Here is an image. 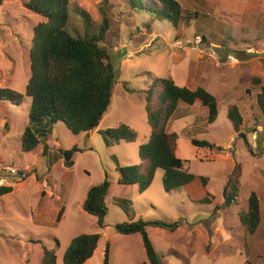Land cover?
<instances>
[{"label":"rangeland","instance_id":"1","mask_svg":"<svg viewBox=\"0 0 264 264\" xmlns=\"http://www.w3.org/2000/svg\"><path fill=\"white\" fill-rule=\"evenodd\" d=\"M177 1L188 19L174 27L154 14L133 10L128 0H68L67 30L72 35L93 36L100 32L103 19L108 24L98 44L115 78L99 132L77 137L62 122L45 128L43 122L30 121V128L39 132L41 147L45 144L51 154L38 148L24 152L20 136L27 121L28 98L23 96L19 106L0 101V174L6 178L1 189L5 193L0 195V264H39L43 246L54 251L56 264H63L62 255L71 239L90 233L102 235L95 253L83 264H102L107 242L109 264H139L146 261L140 235H123L115 229L118 223L138 219L178 223L174 231L146 227L162 256L160 264H264V114L254 103V94L249 96L244 90L252 77L264 71V0ZM86 4L92 8L89 24L76 11L77 6L86 10ZM43 20L23 7L22 0H0V87L24 93L30 75L32 28ZM252 47L253 51L247 50ZM166 76L179 86L207 87L217 100L218 116L213 123L206 121V107L184 102L178 103L167 122V130L178 136L175 154L185 161L184 169L208 177L207 189L214 196L211 203L190 201L183 188L164 191L161 169L155 170L142 192L138 183L118 182L119 167L140 164L137 148L150 133L144 107L146 99L152 102L154 98L149 91L151 78ZM239 95L246 104L240 109L246 119L236 133L226 112L240 101ZM251 112L257 124L249 128H262L257 139L251 132H241ZM119 123L136 131L135 142L104 135L105 129ZM103 137L113 146L108 147ZM192 138L207 140L212 147H197ZM73 146L77 151L71 169L53 164V156L62 157L60 150ZM235 164L241 169L238 203L225 206L223 189ZM8 166L16 173L2 170ZM104 180L109 183L107 213L99 228L80 201L87 185ZM47 181H54L57 190L44 189L42 183ZM251 192L259 199L261 215L253 234L237 217ZM58 205L64 208L60 220L54 222Z\"/></svg>","mask_w":264,"mask_h":264},{"label":"trees","instance_id":"2","mask_svg":"<svg viewBox=\"0 0 264 264\" xmlns=\"http://www.w3.org/2000/svg\"><path fill=\"white\" fill-rule=\"evenodd\" d=\"M128 2L133 10L154 14L158 18L168 20L174 27H178L187 18L177 0H128ZM22 6L42 16L44 20L32 28L28 51L30 76L24 93L19 94L9 88L0 87V101L18 106L25 96L30 100L29 122L34 121L36 124L46 122L50 125L62 122L74 135L94 129L110 103L115 78L113 66L105 61V53L98 44L107 30V22L103 19L104 24L96 35L75 36L67 30L68 0H22ZM76 11L86 23H90L91 18L86 10L77 6ZM149 91L153 93L154 98L152 102L146 99L144 108L150 133L147 141L139 144L137 148L140 164L119 167L118 182L138 183V191L142 192L150 185L155 170L161 169L164 191L183 188L188 192L190 201L211 203L214 196L207 189L208 177L195 175L184 169L185 161L175 155L178 136L176 132L167 131L166 125L179 102L188 105L199 103L206 107V121L209 124L213 123L218 114L215 96L201 86L195 88L179 86L170 76L152 77ZM245 93L250 96L254 94L256 105L264 114V77H252L245 87ZM226 117L234 131L239 132L244 118L238 106L229 105ZM36 129L32 130L30 126H26L23 130L20 136L22 151L31 152L36 148L39 143V132ZM46 130L43 129L44 132ZM104 135L126 143L137 140L136 131L126 123L105 129ZM191 143L197 147H212V144L204 139L192 138ZM76 151L77 148L74 146L60 150L65 166L73 165V155ZM240 176V165L235 164L232 175L228 177L223 189L225 206L237 205ZM108 186L107 180L92 185L87 190L81 206L84 211L96 218L99 228L104 226L103 221L107 213ZM62 210V208L58 210L56 221L60 220ZM237 217L248 233L253 234L257 230L261 215L259 199L255 192H251L245 206L238 209ZM148 224L171 231L178 227L177 222L167 223L159 220L148 222L138 219L118 223L115 229L123 235H140L146 261L139 264H160L162 256L155 250L148 236L146 229ZM99 239L100 233L73 237L63 252L62 263L83 264L93 255ZM108 256L107 242L103 250L102 264H109ZM39 264H56L54 251L43 246Z\"/></svg>","mask_w":264,"mask_h":264},{"label":"crops","instance_id":"3","mask_svg":"<svg viewBox=\"0 0 264 264\" xmlns=\"http://www.w3.org/2000/svg\"><path fill=\"white\" fill-rule=\"evenodd\" d=\"M84 7H85V9H86V11H88V14H90V17L92 16V11H91V9L92 8H90V6H89V4H86V5H84ZM251 41V40H250ZM250 41H248V42H250ZM247 46H249V45H247ZM247 50L248 51H253L254 50V48L252 47V48H247ZM264 50V49H263ZM258 64H260L259 62H258ZM258 75H256V76H261V77H264V71H260V72H258L257 73ZM30 76V75H29ZM28 81V80H27ZM193 82H194V80H193ZM190 87H193V86H190ZM194 87H196V86H194ZM204 88V87H203ZM207 87H205L204 89H206ZM25 89V88H24ZM244 90H245V88H244ZM249 95V94H248ZM250 96V95H249ZM238 97H240V101H238V102H235L234 104L235 105H237L238 106V108H239V110L241 109L242 110V108L246 105V104H243L242 102H243V100H244V98L242 97L241 98V96L239 95ZM249 98V97H248ZM242 100V101H241ZM255 100V99H254ZM242 103V104H241ZM254 103H255V101H254ZM21 104V103H20ZM194 104H196V103H194ZM194 104H192V105H194ZM29 105H30V100L28 99V110H29ZM19 106V105H18ZM241 106V107H240ZM255 108V104L254 105H251L250 106V111H252L253 109ZM257 109V108H256ZM241 113V112H240ZM251 115H253V113L251 112ZM218 116V115H217ZM103 117V116H102ZM244 118V117H243ZM102 119V118H101ZM246 119V118H245ZM245 119H244V123H245ZM6 123H7V121H6ZM44 123V126H45V128L47 127V123L46 122H43ZM100 123H101V120H100V122H99V124H98V126L97 127H95L94 129H92V130H90V131H88V132H81V133H79L78 135H76L77 137H80V135H83V134H86V133H93V132H96V131H100V130H98V128H99V125H100ZM253 123V125H256L257 124V122L255 121V117H254V115L252 116V118H250L249 119V124L245 127V128H243V130H241V132H251V136H252V138H254V139H257V137H258V133L259 132H261L262 131V128H261V126H256L255 128H249L250 127V125ZM38 124V123H37ZM26 126H30V122H29V119H28V111H27V121H26V123H25V125H24V129H25V127ZM35 127V126H34ZM23 129V130H24ZM166 130H167V125H166ZM246 130V131H245ZM168 131V130H167ZM23 132V131H22ZM170 132V131H169ZM22 134V133H21ZM103 139H104V137H103ZM104 141H105V144L108 146V147H111V146H113L112 145V143L113 142H110V140H108V139H104ZM44 146V147H43ZM42 147H41V145H40V142L37 144V146H36V148L35 149H39V151L41 152V153H45V152H48L49 154H51V149H48V151H46V149H47V147L45 146V144L43 145ZM20 148H21V144H20ZM34 149V150H35ZM176 155V154H175ZM176 157H178L177 155H176ZM179 158V157H178ZM52 159H53V161H54V163L53 164H55V163H58L61 167H63V168H65V170H67V169H71L72 168V166L71 167H67V166H65L64 165V163H63V158L62 157H60V156H53L52 157ZM47 184H48V186H47ZM3 186V185H2ZM2 186L0 187V195H2L3 193H5V191H2L1 189H2ZM42 186L44 187V189L47 187H49V190L48 191H50V193H52L53 191H56L57 190V184L54 182V181H52V183L51 184H49V182L47 181V182H43L42 183ZM91 187V185L89 184V185H87L86 186V188L84 189V193H85V196H86V193H87V190L89 189ZM46 188V189H47ZM42 190L41 191V194L44 196L45 194H46V192H45V190ZM108 194V193H107ZM107 194H106V196H107ZM85 196H84V198L83 199H81V201H80V204L82 205V202H83V200L85 199ZM58 198H59V196H58ZM82 198V197H81ZM60 199V198H59ZM60 208H64V206L63 205H58V207H57V210H59ZM57 215V214H56ZM96 219V218H95ZM54 222L56 221V217H55V219L53 220ZM100 235H102L101 233H100ZM134 235V234H133ZM96 249H97V247H96ZM95 249V250H96ZM94 253H95V251H94ZM93 253V254H94Z\"/></svg>","mask_w":264,"mask_h":264},{"label":"built area","instance_id":"4","mask_svg":"<svg viewBox=\"0 0 264 264\" xmlns=\"http://www.w3.org/2000/svg\"><path fill=\"white\" fill-rule=\"evenodd\" d=\"M264 52V50H263ZM2 170L8 172L9 174H15L16 171L12 166L4 167ZM23 176V175H22ZM6 182V178L4 175L0 174V187Z\"/></svg>","mask_w":264,"mask_h":264},{"label":"clouds","instance_id":"5","mask_svg":"<svg viewBox=\"0 0 264 264\" xmlns=\"http://www.w3.org/2000/svg\"><path fill=\"white\" fill-rule=\"evenodd\" d=\"M21 174L24 176V174H23V173H20V176H21ZM23 176H21V177H23Z\"/></svg>","mask_w":264,"mask_h":264},{"label":"water","instance_id":"6","mask_svg":"<svg viewBox=\"0 0 264 264\" xmlns=\"http://www.w3.org/2000/svg\"><path fill=\"white\" fill-rule=\"evenodd\" d=\"M21 176H22V174H21Z\"/></svg>","mask_w":264,"mask_h":264}]
</instances>
